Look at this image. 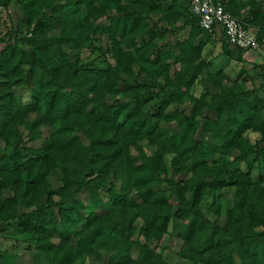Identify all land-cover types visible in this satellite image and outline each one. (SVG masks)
Returning <instances> with one entry per match:
<instances>
[{"label":"trees","instance_id":"1","mask_svg":"<svg viewBox=\"0 0 264 264\" xmlns=\"http://www.w3.org/2000/svg\"><path fill=\"white\" fill-rule=\"evenodd\" d=\"M12 1L26 27L0 29V139L23 125L40 145L20 139L0 152V221L31 232L50 264H169L158 248L171 221L181 258L264 264V81L243 88L220 68L191 93L215 41L207 32L220 28L229 42L223 29L201 28L190 0H0V9ZM262 3L239 8L255 18L258 46ZM158 13L168 25L153 23ZM227 42L223 51L242 60L246 50ZM104 47L113 64L83 62L82 51ZM142 63L157 68L137 75ZM226 186L232 202L212 220L199 204Z\"/></svg>","mask_w":264,"mask_h":264},{"label":"rangeland","instance_id":"2","mask_svg":"<svg viewBox=\"0 0 264 264\" xmlns=\"http://www.w3.org/2000/svg\"><path fill=\"white\" fill-rule=\"evenodd\" d=\"M227 1V4L232 5L231 12L238 18L243 19L248 29L255 34L257 28L251 24V21H254L255 18L252 19L250 16H247V13H245L244 10L240 11L239 9L245 7L249 0H237L239 3H233L230 0ZM250 1L252 2V0ZM262 4L264 7V3ZM0 14L2 15L0 28L1 31L5 30L6 27L11 25L12 28L18 32L25 30L26 18L20 11L16 2L12 1L8 7L0 9ZM152 19L153 23L156 25H168V23L165 21L164 15L161 13L153 15ZM178 23L179 22H177L176 25H178ZM207 33L214 37L215 41L213 43H207L202 50V58L204 59V62L207 61L208 66L207 68H203L195 80L191 88L192 94L199 95L202 93L209 86H206L205 84V81L208 77V72H215L220 68L223 69L231 78H239L242 80L241 86L243 88H249L253 84L258 85L264 81L262 77L264 70L261 68V66L264 65V43L259 44L256 49L243 51L242 60L237 61L233 56H229L223 51V41L227 42V40L225 36L222 35L220 28L212 33ZM227 45L228 48L231 51H235L237 55L238 49L229 42H227ZM106 50L107 49L105 47L103 52H88L84 50L82 51L81 55L82 60L83 62L92 61L93 64L98 67H105L109 64L111 65L113 64V59L111 57V53ZM153 68L157 67L152 63H142L141 65H136L134 71L137 75H142L147 69ZM13 91L15 95L17 97H21L24 102L28 101L31 94L27 86H14ZM258 96L264 98V89H261L258 92ZM46 133L47 129L44 128L42 133L43 136H45ZM13 134L15 137L18 135L19 138H15L13 136L9 143H6L4 140L0 139V152H9L15 145L16 141H19L20 139L22 145L25 144L27 146L35 147L40 145V140H28L27 132L23 125H19L17 131L13 132ZM248 135L252 140L257 137V134L254 133H249ZM170 158L171 155L165 156L167 165L170 163ZM260 163L261 162H259V164ZM256 164H254L255 167L262 168V164ZM238 166L243 170L246 169L244 163L242 162H233L230 168H238ZM255 172L256 171L253 173L254 175ZM60 176L61 174L58 169L52 171L51 180L54 182V186L59 185ZM160 187H165V185H161ZM233 192L234 188L232 186H226L220 189L209 191L204 195L199 207L204 210L210 219L213 220L220 215L218 218L221 220V217L225 213L227 207L232 202ZM3 194L4 196H11L12 192L6 190ZM179 246L180 239L177 236V228L174 226V221H171L168 226V231L165 234L164 240L161 246L158 248V251L169 264H194L191 261L181 258L177 254ZM49 259V254H46L43 250H40L36 247V240L31 232L21 231V229L12 221H0V264H50ZM77 264L96 263H94L92 260H90V262L88 260H84L83 262L77 261Z\"/></svg>","mask_w":264,"mask_h":264},{"label":"built area","instance_id":"3","mask_svg":"<svg viewBox=\"0 0 264 264\" xmlns=\"http://www.w3.org/2000/svg\"><path fill=\"white\" fill-rule=\"evenodd\" d=\"M190 9L201 28L211 31L214 27H221L230 44L244 50L258 47L255 34L225 9L224 0H190Z\"/></svg>","mask_w":264,"mask_h":264},{"label":"crops","instance_id":"4","mask_svg":"<svg viewBox=\"0 0 264 264\" xmlns=\"http://www.w3.org/2000/svg\"><path fill=\"white\" fill-rule=\"evenodd\" d=\"M244 12L246 13V11L244 10ZM253 27V26H252Z\"/></svg>","mask_w":264,"mask_h":264}]
</instances>
